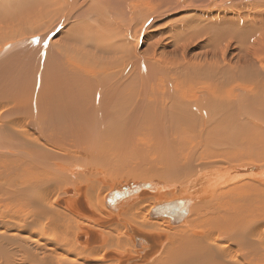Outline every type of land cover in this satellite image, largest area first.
<instances>
[{
    "label": "bare ground",
    "instance_id": "bare-ground-1",
    "mask_svg": "<svg viewBox=\"0 0 264 264\" xmlns=\"http://www.w3.org/2000/svg\"><path fill=\"white\" fill-rule=\"evenodd\" d=\"M36 1L40 4L33 8L31 16L28 14L26 17V10L32 3L28 4L29 0H0V44L2 43L0 56L12 47L6 46L9 42L22 38L24 41L16 42L23 44L26 43V39L28 42L36 41L34 38L37 34L41 36V29H46L48 24L52 26L51 23L56 18L51 15L52 6H57L58 10L64 7L61 5L70 8L60 14L62 20L56 19L61 23L72 19L71 14L77 6L75 0ZM138 1H119L122 9L121 12L115 10L116 14L122 15L125 19L143 11L139 9L140 6L137 7ZM131 5H134L133 10ZM40 7L47 9L46 16L42 18ZM208 7L209 5H206L199 10L203 12L202 9ZM118 16L116 19H119ZM81 19L78 21V29H72V33H85L83 35L85 39L97 38L107 46L109 52L122 55L125 53L128 58L141 61L137 58L141 44L139 36H134L135 39H139L136 47L131 44L129 47L124 41L126 37L122 38L120 30H115L116 25L111 19L100 21L107 27L100 26L94 30L84 17ZM55 28L57 27L54 26V30ZM107 28H110L108 34L102 35ZM53 32L52 30L51 33ZM251 33L249 32V35ZM252 34L254 36V31ZM52 35L47 38L40 37L42 40L37 41L40 43L38 48L42 49L40 51L38 49L40 55H37L35 85L29 82L33 86L32 89L37 88L34 94L32 93L33 122L28 120L35 126L34 132H28L24 125H21L19 132L6 134L8 124H0V264H100L99 260L109 258L112 259L107 260V263L109 261L113 264H264V183L261 182L262 176L258 175L259 171L264 173V166L239 162L225 168L220 165L201 169L191 162L201 148L202 142H198L190 150L182 145L179 152L163 138L168 154L165 173L171 174L156 175L153 171H148L147 175L140 178L124 176V171L110 164L105 153L107 148L105 144H108L112 151L116 146L114 133L111 132L108 138L105 134L106 125L114 119L113 115L105 114V99L102 92L105 81L99 75L90 77L94 87L90 98L93 100L91 107L90 102L85 101V97L82 103L66 101L61 92L63 81L60 82L56 78L55 80L54 76L48 74L50 71L46 59L53 63V55L56 52L61 57L58 56L63 71L72 73L74 67L69 64L77 58H74V53H70L68 47L59 48L62 44L56 43L52 46L50 43ZM181 39V43L183 40L186 41ZM247 40L242 44L244 42L248 44ZM179 41L180 39L176 41V46ZM250 42L252 44V41ZM251 44H248L250 48ZM28 46L37 50L34 43L32 46L27 44L26 47ZM260 46L259 44L257 47ZM261 52L264 53L263 50ZM263 58L259 56V60ZM30 60L31 58L29 62ZM51 65L55 66L54 63ZM136 68L138 72L114 86V91L118 94L117 106L120 107L123 116L121 137L116 140L121 143L120 150L134 148L144 157L145 148L140 141H145L148 137L137 132L136 127L143 114L142 110L144 112L147 105L154 110L152 109L144 122L143 126L146 129L142 128V133L149 134L156 128L158 134V128L165 127V122L170 117L172 122H178L176 135L179 138L186 136L187 127L192 123L199 121L201 129L208 125L205 120L210 117L209 105L204 102L207 100L212 104L219 103L221 107L230 103L233 106L234 103L238 106L240 116L254 115L255 119H263L261 115H255L260 114L259 107L254 105L255 111L248 103V99L252 104L260 101L258 89L264 80L261 66L249 72L247 69V71L244 68L243 71L240 69L241 74H235L237 69H234L235 73H232L231 68L224 70L225 74L221 72L223 74L221 83L226 85L222 88H218L215 82L211 83L217 72L218 77L220 71L207 72L206 74H213L209 75L211 79L206 78L208 75L204 77L199 67L192 77L185 74L187 79L184 82V75L178 77L175 75V79L170 70L152 61L146 62V69H143L141 64ZM200 74L203 76L198 78ZM4 75L2 74L0 78ZM56 77L64 78L62 74ZM202 78L203 80L206 78L207 82H203ZM47 80L58 83V85L54 83L57 86L50 83L52 85L50 90L54 91L53 101L40 94L45 86L43 83L46 84ZM49 82L46 84L47 87ZM248 83L249 87L255 90L251 95L252 99L249 98V91L246 93L239 89V86ZM234 87L236 89L233 90ZM202 90L208 91L214 98H209ZM12 93L8 95L0 92V122L9 119L24 122L22 118L26 115V109L19 106L21 102L17 99V93L15 94L14 90ZM45 93L44 90L43 94ZM136 102L137 107L133 109ZM244 102L248 106H243ZM54 106H63L65 110L58 111L59 114H64L60 116L63 120H60L58 126H53L52 130L60 129L59 134L69 133L72 122L76 119V127L71 131L73 139L70 146L61 144L59 138L52 139L46 135L45 127H42L38 110H48V107ZM214 114L219 115L218 112ZM165 133L164 129L163 134ZM242 134L246 137L245 141H249L247 145L254 147L261 144L259 148L264 149L263 131L248 124L242 125ZM234 144V141L230 142L231 155L228 154V158L235 154ZM81 147L90 149V153L86 152L88 155L84 156L85 152ZM202 152L199 154L197 152L198 156H194L197 158L196 162L211 157ZM233 157L232 161L235 162L236 156ZM177 158L184 162L176 164ZM19 168L21 173L12 176ZM28 168L33 174L28 172ZM237 168L254 172L260 180L232 177L222 183L223 185H215L218 170L232 171ZM31 183L38 185V188L34 190L30 187ZM46 186H55L59 195L51 200L52 193L43 189ZM62 197L63 199L57 201ZM55 202L62 209L58 208ZM172 202L180 205L181 209L185 205L187 209V214L180 223L153 214L156 207Z\"/></svg>",
    "mask_w": 264,
    "mask_h": 264
},
{
    "label": "rangeland",
    "instance_id": "rangeland-1",
    "mask_svg": "<svg viewBox=\"0 0 264 264\" xmlns=\"http://www.w3.org/2000/svg\"><path fill=\"white\" fill-rule=\"evenodd\" d=\"M75 1L77 2V6L74 12L71 14L72 19L66 22L61 23L59 21H56V19L62 20V16L60 14L66 12V9L69 10V7H66V5H61L64 7L60 10L57 9V6H52L50 8L51 15H54L56 18L53 19L51 23L52 26L48 24L46 29H52L55 34L54 32L51 33L52 30H49L48 35L45 28V30L40 28L41 36L40 34H37V37L34 38L36 41L32 40L33 42H28L29 40L24 38L26 39V43L28 42L27 44H31L32 46V44L34 43V46L36 45L37 50L28 46L29 48H31L29 49L28 47H26L27 44L25 42H23V44L16 42L22 41V38L21 40L18 39L16 41L9 42L10 44L8 43V45L6 46L12 47L5 50L0 56V66H2V68L0 67V72H2L0 74V77L2 76V74H5L2 78H0V85L1 83H3L0 86V92L3 94L8 93V95H12V92L14 90V93H17V99L21 102L19 106H24L26 109V115H24L22 118L24 122H20L18 119H9L0 122V124H8L6 134H14L16 132H19L21 129V125H24L28 132H34L35 126L29 123V121L33 122L34 109L32 107V93L34 94V92L36 91L35 89L37 88H33V90L31 87L35 85V72L37 71L38 63L37 55H40L38 49L39 51L40 49H42V47L38 48L40 43H38L37 41L41 39L40 37L47 38L48 36L50 37V34H53L54 36L52 35V38H50L52 40H49L52 46L56 45V43H59V45L62 44V47L59 48L68 47L70 53H74V58H77L76 61L73 60L69 64H72L74 67L72 73H66L65 71H63V65L59 62L61 57L56 54V52L55 55H53L52 61H54L53 63L56 67H58V70H56L55 66L51 65L53 63H49L46 59V64L49 66L50 71L48 74H50L51 77L54 76V79L56 78L60 82L61 80L63 81L64 86L61 92L66 101H68L69 103H82L84 102L85 97V101H89V105L91 107V105L93 104V100H91L90 98L94 87L91 84L90 77H92L93 75H99L105 81V87L102 91L105 99V114H111L114 117L113 121L106 125L105 134L106 138H108L109 134L113 132L115 140L114 142L116 145L113 147L112 151L110 149V146L108 144H105V146H107V148L105 149V153L108 161H110V164L120 169L121 171H124V176H129L131 178H140L147 175L148 171H153L154 173H156V175L162 174L165 176L167 174H171L170 172L165 173V168L168 166V154L164 145L163 138L167 139L168 142L173 145L176 151L182 149V145L187 146V150H190L198 142H202L201 148L199 149V151H197L198 154L205 149V151H203L202 153L205 152L206 156L211 157L204 161L196 162L197 158H194V156H198L196 152L191 162L192 164L194 163L195 166L201 167V169H207L209 167L215 166L217 167L220 165L224 166L225 168L235 165L239 162H241L240 164L251 163L252 165L257 164L258 166H264L262 165L264 164V149L259 148V146L262 145L260 144L259 146L257 145L254 147L247 145L249 141L246 142V137L242 134V125L248 124L253 125L254 128H257L264 132V80L260 83L261 85L258 89L260 94V101L252 104L251 100L248 99V103L253 110H255L254 105L259 107L258 110L260 114L255 115H261L263 119H255L256 117H254V115L240 116L238 106L234 103L233 106H231L232 104L230 103V106L228 105V108L227 105H222L224 107H221L219 103L212 104L209 102V100H207L204 102L209 105L210 117H207L209 121L208 119L205 120V122L207 121L208 125L205 128L201 129L199 121H197V123H192L189 127H187V133L184 138L177 137L176 132L178 134V131L176 127L178 122H172V119L170 120V117H168L167 122H165V127L160 126L158 128V134L156 132V128H154V130L149 134L142 133V128L146 129V127L143 126L144 122L148 118L149 114H151L152 109L154 110L153 107L149 108V105H147L144 112L142 110L143 114H141L140 120L136 127L137 132L141 133L143 136L148 137L147 140L140 141L146 151H144V157L138 150H135L134 148L131 149L127 147L126 149L120 150L121 143L116 140H119V137H121L123 116L120 113V107L118 108L117 106L118 94L114 91V86H116L117 83L130 78L132 74L138 72L136 68L138 64H141L143 66V69H146L145 64L149 61H152L154 64L162 65L163 67L170 70L172 73L171 75L174 76L175 79L178 76L184 75V82L187 79L185 74L192 77L199 67L202 69L204 77L208 75V77L206 78H209L213 75L210 73L206 74L207 72L213 70L220 71L218 77V72L217 74L216 72L214 73L216 74V76L214 75L215 78L212 79L210 77L213 80V82L211 81V83L213 84L215 82L218 85V88H222L226 85V83H221V81L223 80V74H221V72L226 69L229 70V68H231L233 72L231 70L230 71L232 73L236 72L235 74H239L241 70L243 71L244 69H247L249 72L254 70L255 67L261 66L260 69L262 70V72H264V58L259 60V56L264 57V53L261 52L262 50L264 51V0H139L137 2V7L140 6L139 9L141 8V10L143 11H139V13L133 16H129L125 19L122 18V15L118 16L115 11L119 10L121 12L122 4H120L119 1L122 2L124 0ZM30 3V7L26 10V17L31 13L33 8L40 4V2L36 0H29L28 4ZM206 5H209V7L207 9H202L203 12H201L199 10L200 7H204ZM210 5L212 6L210 7ZM131 8L133 10L134 5H131ZM40 11V18L46 16V8L40 7ZM97 11H99L100 13H97ZM31 15L32 14H30V16ZM115 15L118 16L119 19H116ZM83 17L93 28V30L95 28L98 29V27L100 26L107 27L106 24H103L100 21H106L107 18L108 20L111 19L116 25L115 30H120L122 38L126 37L124 41L129 47L131 45L134 48L136 47L135 45L137 44L139 39H135L134 36H139L141 44L138 50L141 56L140 54H138L137 58L141 59V61L137 59L134 60L133 58H128L127 54L125 53H123V55L111 53L107 50V46L103 44V42H100L97 38L89 37L85 39V37L83 36L85 35V33H72V29H78V21H81V18ZM54 22H56V24H53ZM58 25L60 26V28ZM54 26L57 27L58 30L57 28H55L54 30ZM109 31L110 28H107L106 32L102 35L108 34ZM251 31L252 33L254 31V36L256 35L255 37L253 36ZM249 32L252 34L253 40L252 37L250 38L251 34L249 35ZM246 36H248V38H246ZM181 38L186 39V41L183 40L181 43ZM179 39L180 41L179 43H177V47L176 41ZM246 40L249 45L251 44L250 41H252L251 48L248 46V44H244L246 42L242 44V42ZM256 41H258V43ZM36 42L38 44H36ZM259 44L261 46L257 47L259 46ZM242 45L246 46L242 47ZM255 46L256 49H254ZM33 49H35L36 51ZM257 51L259 52V55L257 54ZM28 58H31L30 62ZM62 60L68 59L62 58ZM32 65H34L33 68ZM234 69H237L238 71L235 70L234 72ZM225 72L228 73L229 71ZM52 73L55 75H52ZM60 74H62L64 78L56 77ZM203 74L198 75V78L202 77ZM8 75L10 77H8ZM227 76H229V74ZM205 79L203 80L202 78L201 80H203V82H207V79ZM14 82L17 84V86ZM29 82L33 86H31ZM48 82H46V84ZM208 82H210L209 79ZM50 83H55L58 85L57 82H49V84ZM46 84L43 83V86H45L43 87V91L41 89L42 93L40 94L42 95V97L45 96L53 101L54 91L52 90L51 92L50 90L52 85L48 84L47 87ZM55 84L54 86H57ZM245 86H239V89L245 91L246 93H248L249 91V98L251 97L252 99L251 95H253L252 93L255 90L249 87V83ZM236 87H234L233 90L236 89ZM44 90L46 92L45 95L43 94ZM202 91H204L209 98L213 97V95L208 91ZM233 101H235V99H233ZM243 106L246 107L248 106V104L246 105V102H244ZM136 107L137 102L133 109H135ZM17 109H19V107H17ZM63 110H65L63 106H54L52 108L48 107V110H38V113L42 119V127H45L46 135H48L52 139L59 138L61 144L70 146V141L71 139H73V137H71V131L76 127V119L73 120L72 129L69 133L59 134L60 129L52 130L53 126H58L60 124V120H63L60 116H63L64 114L58 113V111ZM215 112H218L219 115L216 116L214 114ZM66 118L69 117L66 116ZM26 122L28 124L27 126ZM241 123L243 124L241 125ZM164 129L166 132L165 134H163ZM67 138L68 140H66ZM231 141L235 142V154L233 155L236 156V158L234 159L235 162L232 161L234 158L233 156L229 158L227 157L228 154L231 155ZM56 145L61 146L59 144ZM127 145H130V143H127ZM81 149L85 152L84 156L88 155L86 152L90 153V149L87 150L84 147H81ZM93 157L95 156L93 155ZM182 162H184L182 159L177 158L176 164H181ZM28 172L33 174V171L30 168H28ZM19 173H21L20 168L12 176L18 175ZM30 187L36 190V188H38V185L31 183ZM43 189L46 192L52 193L51 200L59 195V192L56 191L55 186H46ZM65 194L69 195L68 193ZM61 199H63V197L58 198L57 201ZM54 204L58 208L62 209V207L58 206L56 202ZM103 207L105 206L103 205ZM146 216L148 215L146 214ZM101 235L102 238H104L103 233H101ZM74 242L79 245V243H77L75 240ZM106 251L113 252L112 250ZM119 254L123 258L128 259L122 253ZM111 259L112 258L105 259L106 261L99 260L98 262L100 264H103V262L105 261L104 264H113V262L110 263L109 261L107 263V260Z\"/></svg>",
    "mask_w": 264,
    "mask_h": 264
},
{
    "label": "water",
    "instance_id": "water-1",
    "mask_svg": "<svg viewBox=\"0 0 264 264\" xmlns=\"http://www.w3.org/2000/svg\"><path fill=\"white\" fill-rule=\"evenodd\" d=\"M258 175L262 176L261 177V182L264 183V173L260 172ZM236 177L243 179L244 177H248L249 179H254V180H260L258 177L255 175L254 172L248 170V169H243V168H237L233 169L232 171L230 170H218L216 174V179H215V185L217 184H222L228 179ZM223 185V184H222ZM212 186V184H211ZM183 204V202L181 203ZM180 205L176 203H167V204H162L155 209L154 215H158L159 217H167L170 219L171 222L174 223H180L182 218L184 217L185 214H187V209L184 205L183 209L179 207Z\"/></svg>",
    "mask_w": 264,
    "mask_h": 264
}]
</instances>
